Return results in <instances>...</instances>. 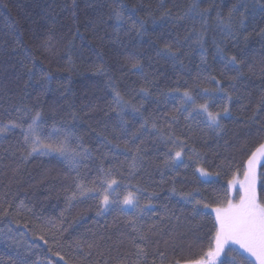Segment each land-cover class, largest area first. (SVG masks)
Wrapping results in <instances>:
<instances>
[{"label":"trees","instance_id":"trees-1","mask_svg":"<svg viewBox=\"0 0 264 264\" xmlns=\"http://www.w3.org/2000/svg\"><path fill=\"white\" fill-rule=\"evenodd\" d=\"M190 2L191 0H0V119L9 118L2 115L6 109L12 113V118H15L23 115V112L17 113L16 108H30L33 114L42 108L45 118L42 124L44 129L42 139L48 143L46 137L47 133L52 131L53 112H58L55 119L60 121L61 116L68 111L66 102L71 101L75 105L72 110L77 112L78 118L73 120L70 116H65L64 121L58 123L57 127H63L74 137H82V141L76 143H83L93 150V159L84 162L82 171H87L89 177L94 176L96 167L101 165L102 153H109L107 147L100 146L98 138V133L104 132L113 144H119L121 147L113 150L116 159H112L113 153H109L108 158L103 161V167L124 162V170L127 172L128 162L132 157L131 154L126 155L123 148L126 143L130 146L132 143H140V140H131V134L139 128L141 117L133 114L131 108L126 109L123 119L126 122L127 133L119 134L116 112H109L107 107L112 99L111 89L107 87L109 77L115 82L117 90L125 100H130L133 106H142L140 111L143 117H154L157 127H164L162 119L164 114H171L181 102L179 96L160 95L157 89L167 91L179 88L183 91L184 87L191 85L193 78L201 73V55L206 61L201 75L216 76L217 79H221L225 88L228 87L227 77L235 73L225 70V74L221 76L224 60L217 52V46L223 49L224 56L235 55L238 59H246L249 63L255 62L257 67L261 57H264V36L260 35L261 30L264 29V12H261L257 6L264 4V0H197L201 9L210 11V15L206 17L208 30L205 34L204 51L201 52L199 48L192 50L184 59L183 69L178 66L173 68L171 61L163 55L158 56L157 51L163 49L165 44H171L177 34L183 38L193 27L199 30L200 21L197 18L196 21L185 19L177 22L172 17L162 20L161 15L165 9H171L175 17ZM161 3L164 7L158 8ZM121 4L125 5L122 10L126 17L131 15L133 20L137 18L144 20L142 35L121 30L119 38L116 39L112 30L115 22L108 17L112 9L121 10L119 8ZM234 5L240 8V12H244V8L240 5H246L249 9L244 20L245 28L242 30L243 35H247L249 39L246 43L242 41L236 47L225 40L216 28L217 14L227 18ZM148 6L151 16L148 15ZM134 7L136 11L133 14ZM100 17H103L107 23L100 26L101 31L94 33L92 24ZM239 18L237 13L236 19ZM103 29H107L108 35L116 39L115 43L109 42L108 39L101 43L96 38L104 34ZM49 36L52 37L51 40ZM184 50L188 51L186 47ZM133 52L139 53L144 71L149 74L150 79L156 81L157 87L150 89L154 99L146 100L140 95H134V91L143 86V80L139 73L130 71V65L125 62ZM69 55L73 61L74 71L66 70ZM29 57L34 61V66L29 61ZM25 66L32 68L31 78ZM101 66L106 70V74L97 73L96 69ZM44 72L49 73L51 79L47 91L42 92L38 81ZM202 86L215 87L214 84L207 83ZM65 87L69 91L61 96ZM238 88L237 95L251 92L255 100L259 92L264 89V77L258 71L248 73L246 78L238 83ZM157 99L159 103L156 102ZM84 102H90L96 107L92 110H81V104ZM203 102L204 98L197 100V103ZM219 106L220 101L217 100L210 110L217 111ZM252 114L251 108L239 109V105H233L231 115L220 121L224 129L222 137L217 138L207 130L203 133L198 132L194 146L204 152L209 159L215 154V164L221 163L229 156H236L239 159L241 146L245 143L250 145L256 138L258 123L255 121L244 123ZM260 115L264 116V113ZM25 119L27 120V117ZM259 122L264 123V120ZM187 123L196 126L195 122L185 121L181 117L179 124L174 126L177 135L186 131ZM105 125H107L106 129ZM113 127L117 128L119 139H115ZM199 127L204 128L202 124ZM21 138L20 130L16 129L9 133L5 140L0 141V194L10 192L12 195L9 199H13L15 203L23 201L32 209L34 215L26 214V218L31 221L27 229L24 227L25 219H20L19 223L14 217L0 219V230L15 234L24 244L22 245L24 248H20L24 253H28L29 245L32 243L25 241L24 235L27 232L26 236L37 243L36 256L41 254L44 260L47 258L53 263L63 264L59 257L52 255L60 249L52 246L50 240L46 245L37 239L41 233L36 225L40 223L37 217L58 219L60 213L65 210V198L72 190L69 187L68 165L54 154H34L28 161L22 162L17 159L19 153L13 157L4 152L5 148L15 146ZM141 140L144 141L149 158L159 163L166 150L165 146L158 142L157 137L150 130L141 136ZM204 166L210 173L221 171L215 165ZM176 173L179 175L176 176ZM165 174L167 177L176 176L175 187L178 191L200 188L208 197L205 203H211L213 207L215 202L209 193L219 188L225 179L223 175L218 180L212 176L208 178L210 183H201L193 175L192 169L185 170L183 165H179L174 171L165 170ZM72 175L75 173L73 172ZM152 180L155 184L148 186V191L157 194V198L153 200L158 206L157 211L159 206L166 205L172 214L171 220L166 224L165 239H168L169 235H175L177 243H188L193 241L195 236L203 237L213 230L214 216L209 209L205 210L208 213L206 215H193L190 204L170 193L169 190L173 185L159 184L158 172L153 174ZM257 192L264 200V167L260 166H258ZM114 215L110 213L105 217H97L92 201L77 204L70 211H64V228L67 229L64 232L65 247L75 240L87 237L91 232L101 231L105 221L109 224L113 222ZM201 243L206 247L207 239ZM49 247L52 248V252L48 251ZM16 250V244L1 237L0 258L7 260L8 257L14 256ZM37 250H31L32 260H35L33 255ZM61 254H65L63 250ZM96 260V254L93 252L90 258L91 264H95ZM85 264L89 262L86 261ZM225 264H228V258H225Z\"/></svg>","mask_w":264,"mask_h":264},{"label":"snow or ice","instance_id":"snow-or-ice-1","mask_svg":"<svg viewBox=\"0 0 264 264\" xmlns=\"http://www.w3.org/2000/svg\"><path fill=\"white\" fill-rule=\"evenodd\" d=\"M261 12H264V4L257 5ZM163 3L158 8H163ZM240 8L233 6L228 17L224 18L219 13L216 17V28L222 34L225 40L232 43L233 47L238 46L242 41L247 42L249 37L243 35L245 28L244 20L249 9L246 5H240ZM121 10L112 9L108 19L114 20L113 33L116 39L119 33L124 30L126 33L135 32L137 35L143 34L144 20L132 16H125L122 9L125 5L119 6ZM148 15L151 16L150 6H148ZM136 9L133 8V14ZM239 19H236V14ZM210 15L209 9H201L197 0H191L183 11L175 17L171 9H165L161 19L172 17L179 22L185 19L196 21L199 18L200 29L195 27L181 38L177 34L176 39L171 44H165L163 49L157 51V55H163L171 61L173 68L185 67L184 59L190 52L199 48L204 51L205 34L208 30L206 17ZM131 21V23H130ZM155 22V21H153ZM103 17L98 18L92 24L93 32L101 31L100 26L106 24ZM78 31V29H77ZM104 34L96 38L103 43L106 39L115 43L108 35L107 29H103ZM260 35L264 36V29ZM49 36V40H51ZM215 42V41H214ZM71 47V44H69ZM185 47L188 51H185ZM217 52L221 54L224 60V67L221 69V76L225 70L235 73L227 77L228 87L225 88L221 79L214 75L202 76L204 65L206 63L203 55L201 60V73L193 78V83L184 87L183 91L179 88L168 89L167 91L157 89L160 95H176L180 98V104L171 114L165 113L162 119L164 127H157L154 117L145 118L140 111V107L133 106L130 100H125L117 90L115 82L109 77L108 88L111 89L112 99L108 102V111H115L118 118L119 134H126V122L123 119L126 109L131 108L132 113L141 117L139 128L131 134V140H140L139 144H125L123 152L131 154V161L128 162V171L124 170V162L110 164L109 167H103V161L108 158L109 153L112 159H116L113 150L120 149L119 144H113L104 132L98 133L101 147H107L109 153H102L101 165L96 167V174L89 177L87 171H82V165L85 161L93 159V150L83 143L82 137H74L63 127H57L58 123L64 121L65 116H70L73 120L78 118L75 107L71 101L66 102L67 112L57 121L55 116L58 112H53L52 131L47 133L48 143L42 139L44 129L42 124L45 122L43 109L32 113L30 108H16L17 113L23 112V115L12 118V113L5 110L3 116L8 119H0V141L7 138V135L16 129L20 130L21 139L15 146L5 148L4 152L16 157L22 162L28 161L34 154L38 155H55L65 161L68 165L70 181L69 187L72 189L70 195L65 198L66 208L64 211H70L77 204L92 201L95 207L97 217H105L114 213L113 222L109 224L105 221L101 231L91 232L85 238L75 240L65 247L63 243L65 237L64 228L65 216L64 211L60 213L58 219L46 218L40 219L36 225L39 229L37 239L48 244L49 240L52 246L60 249L52 253L53 256L59 257L63 264H85L86 261L91 264L90 258L95 252L97 260L95 264H225V258H228V264H264V200L258 196L257 192V168L264 167V89L259 92L258 97L254 100L251 92L243 95H237L239 92L238 83L245 79L248 73L259 72L264 77V57L259 61V67L255 62L249 63L246 59H238L237 56H224L223 49L217 46ZM29 61L33 63L31 57ZM130 65V71L140 74L143 80V86L134 91V95H140L146 100L154 99L151 88L157 87L155 79H150L149 74L144 71V65L139 59V53H130L125 61ZM29 78L33 74L32 68L25 66ZM68 71H74L71 55L68 56ZM99 74H106V70L101 66L96 69ZM50 74L44 72L38 81L43 91H47L50 83ZM187 83V82H185ZM204 83L214 84V88L203 87ZM69 89L65 87L64 93ZM42 94V93H41ZM204 98L203 103H197V100ZM220 101L217 111L210 109ZM159 103V100H156ZM239 105V109H252V116L244 123L257 122L258 130L255 140L249 145L245 143L241 146L240 158L236 156L225 157L219 164H215V154L212 159L198 150L194 146V141L198 138V132L203 133L205 130L211 132L217 138L224 134L223 126L220 121L222 118L231 115L232 106ZM96 106L90 102L81 104V110H92ZM186 113V115H185ZM107 115V112L105 113ZM27 117V120L25 119ZM181 117L185 121L195 122L185 125L186 131L180 135L175 132L176 125L179 124ZM199 118V119H197ZM30 121V122H28ZM25 124L27 126L25 127ZM204 128H200V125ZM150 126V128H149ZM107 125H105V129ZM151 131L155 134L158 142L163 144L166 150L159 159L149 158L148 152L144 146L141 136ZM112 132L115 139H119L117 128L113 127ZM54 137V139H53ZM75 145V146H74ZM179 165H183L185 170L192 169L193 175L201 183H210L207 178L215 176L217 180L222 175L224 183L219 188L213 189L209 196L215 202L213 209L215 216L212 229L205 236H195L193 241L188 243H177L175 235H169L165 239L166 224L172 218L171 210L166 206H158L153 203L157 194L148 191V186H153L155 182L152 176L155 172L160 174V185L171 184L170 193L180 197L184 202L192 206L193 215H206V209H212L211 203H205L208 198L200 188H192L189 191H178L175 187L176 176L167 177L165 170L174 171ZM204 165H215L221 171L210 173ZM233 169H235L233 171ZM243 171L244 180L237 179L239 173ZM75 175H72V173ZM236 192L239 196L236 199L232 195ZM12 195L10 192L0 194V219L14 217L17 223L20 219H25L24 227L28 228L31 222L26 218V214H33L23 201L15 203L9 199ZM27 235V232L25 233ZM36 235V233H33ZM47 237V238H46ZM207 239L205 247L201 242ZM14 256L8 257L7 260L0 258V264H53L51 259L41 261L31 259V246L28 253L20 251L18 242ZM238 246V247H237ZM85 248L87 251H85ZM64 251V255L61 254ZM52 252V248H48ZM79 254V255H78ZM67 257V258H66Z\"/></svg>","mask_w":264,"mask_h":264},{"label":"rangeland","instance_id":"rangeland-1","mask_svg":"<svg viewBox=\"0 0 264 264\" xmlns=\"http://www.w3.org/2000/svg\"><path fill=\"white\" fill-rule=\"evenodd\" d=\"M211 177H212V176H211ZM211 177H208V178H211ZM208 178H207V179H208ZM237 179H238L239 181H243V180H244L243 171H241V172L239 173ZM257 183H258V168H257ZM232 195L235 196L236 199L239 198V196H238V194H237L236 192H233ZM213 209H214V207H213L212 209H209V211L213 214V216H215V213H214ZM1 237H2V239H4V240H10L12 243H14V242H18L20 248L22 247V245H24L23 242H22V241H21V240L15 235V234H9V233H6L5 230H0V239H1ZM24 238H25V241H27V242H28V241L32 242V243L29 242V243H30L29 246H31V250H32V251L37 250V248L35 247V244H37V243H35V241H32L31 238H29V237L26 236V235H24ZM14 244H15V243H14ZM237 247H238V246H237ZM22 248H24V247H22ZM36 254H38V250H37V253H35V254L33 255V258H34L35 260H36L37 258L41 259V261L44 260V259L41 257V254H40V255H37V256H36ZM53 264H57V263H53Z\"/></svg>","mask_w":264,"mask_h":264}]
</instances>
